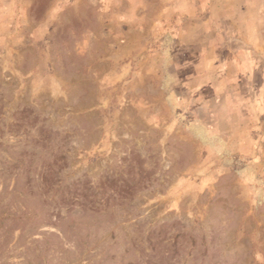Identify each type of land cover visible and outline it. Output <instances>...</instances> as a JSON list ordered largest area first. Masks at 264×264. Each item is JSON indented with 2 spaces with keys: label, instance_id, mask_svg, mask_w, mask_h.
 <instances>
[{
  "label": "rangeland",
  "instance_id": "1",
  "mask_svg": "<svg viewBox=\"0 0 264 264\" xmlns=\"http://www.w3.org/2000/svg\"><path fill=\"white\" fill-rule=\"evenodd\" d=\"M0 264H264V0H0Z\"/></svg>",
  "mask_w": 264,
  "mask_h": 264
}]
</instances>
